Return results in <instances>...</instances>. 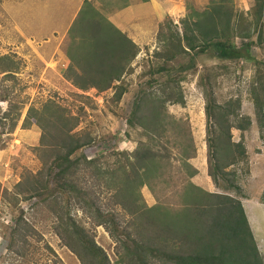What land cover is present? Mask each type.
Instances as JSON below:
<instances>
[{"label": "trees", "instance_id": "16d2710c", "mask_svg": "<svg viewBox=\"0 0 264 264\" xmlns=\"http://www.w3.org/2000/svg\"><path fill=\"white\" fill-rule=\"evenodd\" d=\"M255 1L258 5L256 19L264 22V0ZM193 16L196 20L191 19ZM233 17L230 1L218 0L200 12L195 10L190 19L181 20L179 30L169 18L161 22L156 32L161 49L155 52L145 72L149 88L139 92L126 119L127 126L141 128L150 143L163 139L180 149L179 160L188 174L179 197L180 208L175 212L160 205L146 206L139 191L156 178L165 182L164 175L176 169L166 146L158 153L151 144L142 142L132 153L116 155L118 158L112 167L99 166L100 159L77 154L92 140L87 135L81 137L72 132L77 125L75 118L68 117L54 102L46 103L41 112L33 111L34 116L41 115V120H46V126L52 124L57 137L64 139L60 145L49 146L43 142V137L40 138L41 145L55 150L51 161L43 162L46 169L40 182L28 183L20 193L46 204L47 211L56 220V232L82 264L111 263L88 232L77 224L75 210L87 215L96 226H102L119 245L116 264H264L242 205L238 198L230 195L233 192L236 196L242 195L237 185V172L232 169L247 159L243 143L232 141L230 134L229 116L235 115V111L229 103L220 106L211 95L206 97L207 174L215 187L224 191L219 194L204 191L190 181L198 173L190 164L196 157L194 138L183 127L186 120L175 118L167 110V105H184L180 84L186 76L182 71L195 65L197 56L211 46L217 47L220 60L256 63L250 53L254 41L236 46L229 40L232 32L249 39L248 35L236 32L232 26ZM67 34L71 44L64 52L69 60L65 78L82 90L94 88L103 92L112 87L139 53V48L88 1L79 10ZM263 35L260 31L259 42ZM4 59L7 62L0 68L5 77L11 78L13 74L9 69L14 64L8 57ZM155 76L164 80L159 82ZM251 92L256 94L253 89ZM125 93L126 88L120 82L114 85L112 97L116 102ZM253 101L256 111L260 112L264 105L261 96L254 95ZM1 110L0 106L1 118L7 120L9 113ZM238 117L241 116L236 114ZM26 118L31 120L33 116ZM243 119L245 123L239 122L237 126L240 131L250 125L248 118ZM35 124L41 126L43 123L36 119ZM83 170L92 179L93 186H102L103 190L84 188L81 182L86 184L85 177H78ZM221 182L224 185L221 186ZM109 192H112L111 203L130 215L129 225L133 226V232L121 227L112 209L103 205L102 197ZM261 200L264 203V195Z\"/></svg>", "mask_w": 264, "mask_h": 264}, {"label": "rangeland", "instance_id": "374dc122", "mask_svg": "<svg viewBox=\"0 0 264 264\" xmlns=\"http://www.w3.org/2000/svg\"><path fill=\"white\" fill-rule=\"evenodd\" d=\"M85 1L116 27L110 16L120 6L121 0H0V67L7 62L5 57L14 64L9 69L13 74L11 78L5 77L3 69L0 68L1 111L9 113L7 120L1 118L0 114V264H82L56 232V220L47 211L46 204L37 198H29V194L20 193L29 186L28 183L40 182L46 169L43 162L49 163L52 151L55 150L49 146L60 145L64 139L56 136L52 124L50 127L45 125L46 120L42 121L41 115L34 116L33 111L41 112L48 102H54L65 110L68 117L76 119L77 125L72 132L80 134L81 137L87 135L92 140L77 154L80 152L87 158L100 159L99 166L102 164L104 167H112L118 158L116 155L120 152L132 153L142 142L151 144L158 153L163 152L162 147L166 146L176 169L167 172V176L164 175L165 182L156 178L157 180L154 179L150 185L141 187L139 191L148 207L160 205L171 212L180 208L179 197L188 174L179 160L180 149L163 139L150 143L141 128L126 124L135 98L139 92L149 88V77L145 72L149 62L154 59L155 52L161 49L156 35L151 37L150 45L139 48L135 60L121 75L119 82L126 88V93L119 102L112 97L114 85L119 82L103 92L94 90L78 93L73 90L77 87L65 78L66 70L61 73L65 66L62 61L64 52L71 43L68 30L64 34L60 28L66 26L70 19L74 21L77 18ZM214 1L218 0H183L181 12L174 15L175 19H170L179 30L181 20L188 17L190 19L195 10L200 12ZM228 1L234 15L232 26L241 36L248 35L249 39L241 38L233 32L228 38L236 46L246 41H254L255 45L250 53L256 63L220 60L217 47L211 46L204 54L197 56L195 65H190L188 71H182L186 76L180 84L184 105H167L169 114L186 120L183 127L190 131L196 147V161H190V164L198 168L207 164V119L204 107L206 97L210 95L216 104L222 106L229 103L235 111V115L229 116L228 122L231 125L232 141L242 142L244 147H248L251 158L257 160L256 162L264 156V105H261L260 112L256 111L253 101L256 94L264 101V35L263 40L258 41L260 31L264 33V22L256 19L258 5L255 0ZM202 6L204 7L201 8ZM191 19L196 20V17ZM50 26L54 30L53 36ZM47 45L50 48L46 53L44 46ZM41 55L44 61L40 58ZM38 59L45 63L44 67L48 66L46 68L50 67L51 71H55V74L48 72L46 75L44 68L40 70ZM56 65L61 66V70ZM60 74H64L65 80L60 79ZM154 79L159 82L164 80L159 76ZM252 89L256 94H251ZM236 114L241 117L236 118ZM26 116L33 118L30 120ZM243 118H248L250 125L240 131L237 126L239 122L245 123ZM36 119L43 124H35ZM42 137L43 142L49 144L47 148L40 144ZM247 161L248 159L235 165L232 170L242 176L248 175ZM260 166L262 167L258 170L264 172V163ZM86 170L92 172L90 169ZM80 172L78 177H85L87 181L86 184L81 182L84 188L103 190L102 186H93L88 173H84V170ZM194 177L190 179L191 182ZM222 185L224 184L221 182ZM216 193L222 194L224 191L216 188ZM110 194L112 192L102 197L103 205L112 209L121 227L133 232V226L129 225L130 215L111 203ZM230 195L238 198L240 203L245 196L244 192L241 197L234 192ZM263 195L264 193L260 197ZM74 214L77 224L88 232V236L103 250L110 263L116 264L119 245L102 226H96L80 210H75Z\"/></svg>", "mask_w": 264, "mask_h": 264}, {"label": "crops", "instance_id": "0c3cea01", "mask_svg": "<svg viewBox=\"0 0 264 264\" xmlns=\"http://www.w3.org/2000/svg\"><path fill=\"white\" fill-rule=\"evenodd\" d=\"M122 5L125 7L112 12L110 19L113 20L112 23L116 28L125 34L138 48H143L144 46L150 45L151 42L149 41L151 37L156 35L159 24L163 22L164 19H175L174 15L181 12L183 0H121L120 6ZM206 5L207 3H205L204 6ZM62 22L64 23V21ZM72 22L73 20L70 19V22H68L66 26L63 25L60 31L65 34ZM58 26L61 25L58 24ZM50 33L53 36L54 30L51 26ZM44 48L47 53L50 46L47 45L44 46ZM40 58L44 61L42 55ZM62 61L65 64L62 70L61 66H56L58 67L57 69L61 70V73H64L69 65V60L64 55ZM43 63L40 61V70L44 68L43 70H46L44 71L46 75H48V72H50V74H55V71H51L50 67H44ZM63 75L60 74V79L65 80ZM73 90H76L78 93L96 91L94 88H88L87 90L73 88ZM245 148L247 151L249 172L246 176H242L237 172V185L240 187L242 194L244 192L245 195L244 199L241 200V205L253 239L260 255L264 256V203H262V197H260V195L264 193V172L258 170L259 167H262L260 165L264 163V156L260 158V161L263 162L259 160L256 162L257 160L251 158L252 155L249 148ZM195 159L196 158H193L191 163H195ZM194 168L197 170L198 174L192 179V182L196 184V186L204 189V191L216 193V187L207 174V165L202 168ZM250 193H256L257 195H249Z\"/></svg>", "mask_w": 264, "mask_h": 264}]
</instances>
